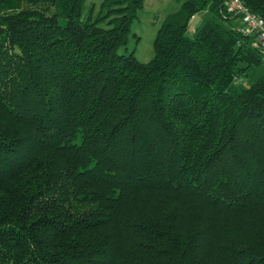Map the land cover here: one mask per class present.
<instances>
[{"label": "trees", "instance_id": "1", "mask_svg": "<svg viewBox=\"0 0 264 264\" xmlns=\"http://www.w3.org/2000/svg\"><path fill=\"white\" fill-rule=\"evenodd\" d=\"M144 1L0 0V264H264L260 41L182 0L141 62Z\"/></svg>", "mask_w": 264, "mask_h": 264}, {"label": "rangeland", "instance_id": "2", "mask_svg": "<svg viewBox=\"0 0 264 264\" xmlns=\"http://www.w3.org/2000/svg\"><path fill=\"white\" fill-rule=\"evenodd\" d=\"M103 0H85L83 13L86 16L94 8L96 15ZM182 0H145L143 7L138 12V17L131 25L129 43L120 51L135 50L137 59L141 62H149L155 55L154 40L163 20L170 13L180 9ZM210 18L207 10L197 13L189 23L188 34L194 36L197 29L204 25ZM138 36V37H137Z\"/></svg>", "mask_w": 264, "mask_h": 264}, {"label": "built area", "instance_id": "3", "mask_svg": "<svg viewBox=\"0 0 264 264\" xmlns=\"http://www.w3.org/2000/svg\"><path fill=\"white\" fill-rule=\"evenodd\" d=\"M225 5L229 12L240 18L244 32L257 36L264 52V17L251 10L244 0H225Z\"/></svg>", "mask_w": 264, "mask_h": 264}, {"label": "crops", "instance_id": "4", "mask_svg": "<svg viewBox=\"0 0 264 264\" xmlns=\"http://www.w3.org/2000/svg\"><path fill=\"white\" fill-rule=\"evenodd\" d=\"M237 22H238V25H240V26L242 25V22H240V20H239V21H237Z\"/></svg>", "mask_w": 264, "mask_h": 264}]
</instances>
